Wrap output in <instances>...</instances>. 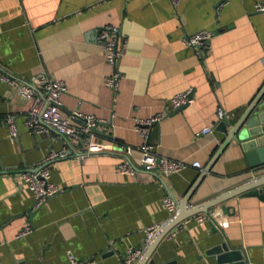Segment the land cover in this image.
<instances>
[{
    "label": "crops",
    "instance_id": "0c3cea01",
    "mask_svg": "<svg viewBox=\"0 0 264 264\" xmlns=\"http://www.w3.org/2000/svg\"><path fill=\"white\" fill-rule=\"evenodd\" d=\"M257 1L180 0L173 6L170 0H0V69L23 79L42 70L62 79V116L78 109L103 119L96 133L111 145L83 161L67 156L51 162L50 178L59 190L35 206L18 172L35 168L65 139L54 130L30 134L23 123L27 103L0 82V264H67V251L90 264H120L129 246L144 251V228L168 215L163 195L179 205L222 144L226 135L216 129L217 107L233 111L234 122L264 85V11L255 10ZM104 24L116 25L127 39L116 91L103 82L111 67L96 35ZM201 29L214 32L203 59L183 42ZM188 89L192 101L173 108L172 95ZM165 109L167 115L150 126L151 150L198 160L202 169L118 172L126 146L132 147L129 157L139 159L143 140L136 119ZM7 114L14 116L13 140ZM206 125L212 131L197 135ZM263 173L248 169L242 149L231 142L188 205ZM223 203L227 212L214 218L206 211L202 222L190 215L175 237L163 236L150 256L154 264H216L207 252L222 241L243 248L250 263L264 264V201L242 192ZM27 224L31 230L17 237Z\"/></svg>",
    "mask_w": 264,
    "mask_h": 264
},
{
    "label": "built area",
    "instance_id": "2783aa9c",
    "mask_svg": "<svg viewBox=\"0 0 264 264\" xmlns=\"http://www.w3.org/2000/svg\"><path fill=\"white\" fill-rule=\"evenodd\" d=\"M173 6H176L180 0H170ZM255 10L264 11V0H259L254 5ZM214 32L209 29H201L195 33L183 37L185 45L194 49L196 55L203 59L206 53L201 46L209 42ZM104 54V60L111 67L108 74L103 77L104 84L116 91L119 81L123 76L118 68V63L127 44L124 34H121L119 28L113 24H104L97 29L96 35ZM0 82L6 85L12 94L24 100L27 105L24 113V126L32 135H38L48 130H54L65 139V145L59 149H50L39 164L28 170L18 172L19 178L25 182L33 193L35 206L42 205L50 196L54 195L59 187L51 181L49 165L55 159L60 157L74 156L80 161L92 153H98L109 150L110 143L99 138L96 131L92 128L103 122V119L93 115L85 114L78 109H73L67 116H62L60 112L61 95L66 90L65 82L62 79L51 77L46 71L42 70L31 75L28 79H23L8 71L0 69ZM170 105L177 108L192 101L191 90L180 91L172 95ZM168 110L165 109L149 119H136L135 129L138 131L143 142L138 146L140 151L139 159L133 160L129 157L132 153V147L126 146L127 153L116 165L118 172L136 176L139 171L152 172L157 171L162 174L176 173L187 165L202 169L200 161L195 160L186 162L180 159H173L153 152L148 144V135L150 126L158 123ZM234 115L233 111H227L222 106L216 109L217 122ZM4 123L8 128L9 137L13 140L17 136V129L14 123V116L7 114L4 117ZM213 127L206 125L196 134H206L212 131ZM162 204L168 215L163 222H155L144 228V243L148 245L176 214L178 202L170 194L162 197ZM197 222L207 220L204 212L194 214ZM185 224L180 221L176 223L164 236L173 238L179 231L184 229ZM31 230L30 225H26L17 233L20 237ZM1 246V243H0ZM143 248L129 246L122 257L120 264H136L140 259ZM90 260H81L67 251V264H90Z\"/></svg>",
    "mask_w": 264,
    "mask_h": 264
},
{
    "label": "water",
    "instance_id": "95a60500",
    "mask_svg": "<svg viewBox=\"0 0 264 264\" xmlns=\"http://www.w3.org/2000/svg\"><path fill=\"white\" fill-rule=\"evenodd\" d=\"M201 47L206 50V44H203ZM92 129L97 131V126ZM216 129L223 131L226 135L222 144L215 151L206 169L200 173V176L193 182L184 198L179 202V205H177V211L173 219L165 224L157 236L146 246L136 264H146L148 261V264H154V262L150 259V256L158 241L176 223L182 221L190 215L208 211L212 217L216 218L221 211L227 212L228 210L227 206L223 202L242 192H247L248 195H255L264 201L263 173L258 174L257 176L248 179L241 185L204 201L203 203H199L194 206L188 205L192 192L204 174L210 169L211 163L231 142L236 143L242 149L247 161L248 169L259 170L264 168V85L259 89L242 114L234 122H232L229 118H225L217 123ZM215 205L217 206L215 207ZM33 207L34 206H32V208ZM210 224L215 226L212 220H210ZM207 253L212 255L216 264H252L248 260L243 248L231 247L226 241H222L211 247Z\"/></svg>",
    "mask_w": 264,
    "mask_h": 264
}]
</instances>
